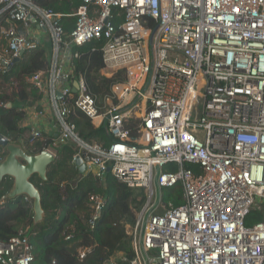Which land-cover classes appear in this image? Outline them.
Masks as SVG:
<instances>
[{
  "label": "built area",
  "instance_id": "built-area-1",
  "mask_svg": "<svg viewBox=\"0 0 264 264\" xmlns=\"http://www.w3.org/2000/svg\"><path fill=\"white\" fill-rule=\"evenodd\" d=\"M70 15L76 23L66 33L63 14L36 0H0V71L49 44L47 68L31 77L42 97L27 116L52 117L54 134L33 126L29 141L53 136L45 149L54 154L73 143L74 161L81 156L101 184L110 172L143 189L136 220L126 223L129 264H264V0H83ZM115 17L124 19L116 25ZM102 38V73L125 70L127 81L113 87L119 103L108 99L101 112L84 77L75 76L74 49ZM130 95L138 102L124 109ZM72 104L115 140L82 139ZM132 116L141 120L137 134L125 126ZM177 184L184 202H164V189ZM90 202L94 226L107 199L93 193ZM254 210L262 218L247 225ZM34 259L23 230L0 241V264ZM102 264L121 263L114 256Z\"/></svg>",
  "mask_w": 264,
  "mask_h": 264
},
{
  "label": "trees",
  "instance_id": "trees-1",
  "mask_svg": "<svg viewBox=\"0 0 264 264\" xmlns=\"http://www.w3.org/2000/svg\"><path fill=\"white\" fill-rule=\"evenodd\" d=\"M36 1L44 8L63 14L61 24L66 33H70L76 23V17L70 14L83 4V0ZM123 19L115 17L113 22L119 25ZM3 23L0 20V26ZM105 41L104 38L94 39L74 49L79 53L74 58L75 76L84 77L88 92L96 98L101 112L109 105L108 99L119 103L113 87L127 81L125 70H119L111 76L102 73L105 67L102 52ZM49 59V44L41 43L36 48L27 50L22 60L11 69L0 71V133L12 141H24L33 153H39L53 143V136L48 134L31 143V128L23 125L29 108L42 97L31 77L47 68ZM70 101L73 103V100ZM70 120L84 140L101 142L105 146L115 140L105 124L96 125L74 104L70 108ZM140 122V118L132 116L125 121V126L133 134H137ZM55 149L56 160L48 168L47 180L36 174L32 177L41 192L42 205L46 210L43 223L33 227V203L25 196L2 202L1 197L11 190L13 180L7 177L0 184V241L7 242L23 230L33 245V264H49L52 261L55 264H102L114 256L121 264H129L134 251L131 237L126 232V223L135 222V210L146 199L143 189L129 187L110 172L106 174L105 185L90 171L81 172L74 162L73 143L60 144ZM4 155L0 145V158ZM185 166L194 168L190 163ZM169 167L177 169L178 165L170 164ZM93 193L102 194L107 199L102 212L94 218V226L90 224L94 214L90 202ZM183 193L181 184L165 188L163 201L180 205L184 202ZM261 218L262 214L254 210L247 216L246 224L252 225ZM69 232L73 233V237L66 239ZM83 248L89 250L81 256Z\"/></svg>",
  "mask_w": 264,
  "mask_h": 264
},
{
  "label": "water",
  "instance_id": "water-1",
  "mask_svg": "<svg viewBox=\"0 0 264 264\" xmlns=\"http://www.w3.org/2000/svg\"><path fill=\"white\" fill-rule=\"evenodd\" d=\"M21 57L13 58L6 70L21 61ZM78 82H74L73 92H76ZM9 106L11 103L8 104ZM23 106V105H21ZM0 145L3 147L5 155L0 158V184L7 177L13 180L11 190L1 197V201L15 199L20 196L28 197L33 202V227L38 223H43L46 218V210L42 205L41 192L38 186L32 181L33 175H38L41 179L47 180L49 166L55 162L56 154L44 149L39 153L31 152L22 140H10L0 133ZM75 164L81 172L87 170V165L81 156L75 158ZM110 168H108V172Z\"/></svg>",
  "mask_w": 264,
  "mask_h": 264
},
{
  "label": "crops",
  "instance_id": "crops-1",
  "mask_svg": "<svg viewBox=\"0 0 264 264\" xmlns=\"http://www.w3.org/2000/svg\"><path fill=\"white\" fill-rule=\"evenodd\" d=\"M2 36H3V34H2L1 29H0V41H2ZM5 71H7V70H5ZM33 110H34V108L31 107L29 109V112L31 113ZM27 124L30 126V128L33 127V126H35V127L37 126V127L42 129L46 133H48V132L53 133L54 132L53 118L52 117H50L48 119L41 118V117L33 119V117L31 118V117L27 116V118H25V120L23 122V125H27ZM23 143L25 144L24 141H23Z\"/></svg>",
  "mask_w": 264,
  "mask_h": 264
},
{
  "label": "rangeland",
  "instance_id": "rangeland-1",
  "mask_svg": "<svg viewBox=\"0 0 264 264\" xmlns=\"http://www.w3.org/2000/svg\"><path fill=\"white\" fill-rule=\"evenodd\" d=\"M115 90V89H114ZM113 90V92H114V94H116V92ZM121 93H122V91H120ZM116 96V95H115ZM132 97H131V95L130 96H127L126 98H125V100H124V104H127L126 105V107H124V109H127V108H133V105H134V103H137L138 102V100L137 99H133V101H131V103H130V99H131ZM123 99H121L120 101H122ZM119 101V100H118ZM123 102V101H122ZM135 110H133V112H134Z\"/></svg>",
  "mask_w": 264,
  "mask_h": 264
}]
</instances>
